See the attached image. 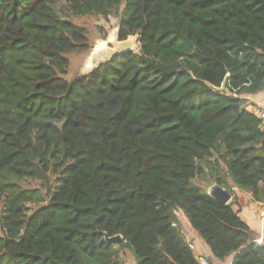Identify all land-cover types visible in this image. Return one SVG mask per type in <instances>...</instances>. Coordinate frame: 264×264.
<instances>
[{
    "label": "trees",
    "instance_id": "16d2710c",
    "mask_svg": "<svg viewBox=\"0 0 264 264\" xmlns=\"http://www.w3.org/2000/svg\"><path fill=\"white\" fill-rule=\"evenodd\" d=\"M112 15L139 49L68 78ZM262 90L264 0H0V264H201L180 214L264 264L234 190L264 204Z\"/></svg>",
    "mask_w": 264,
    "mask_h": 264
},
{
    "label": "crops",
    "instance_id": "0c3cea01",
    "mask_svg": "<svg viewBox=\"0 0 264 264\" xmlns=\"http://www.w3.org/2000/svg\"><path fill=\"white\" fill-rule=\"evenodd\" d=\"M87 73V72H86ZM249 101L247 109L249 111L257 113L258 110H264V90L257 93L246 96ZM236 194L239 197L240 202L243 204L241 207V216L246 220L251 228L256 232L257 238L263 240L264 244V204L260 202H254L251 194L247 191H242L238 188H234ZM232 200V198H231ZM230 200V201H231ZM251 204V205H249ZM253 208V209H252ZM251 220L253 222H251ZM189 234H186L187 238L193 242L194 248H196L197 255H205L208 257L210 264H231L232 258H228L226 261H220L214 257L209 246L196 234V232L188 225ZM186 233L185 228L183 227Z\"/></svg>",
    "mask_w": 264,
    "mask_h": 264
},
{
    "label": "rangeland",
    "instance_id": "374dc122",
    "mask_svg": "<svg viewBox=\"0 0 264 264\" xmlns=\"http://www.w3.org/2000/svg\"><path fill=\"white\" fill-rule=\"evenodd\" d=\"M75 21L89 29L90 39L95 48L98 44L106 43L116 35L119 29L120 18L118 15H112L110 20L106 22L103 18L97 16H79L75 18ZM101 26V27H100ZM105 37V38H104ZM92 48V49H93ZM139 49V43L137 49ZM92 52L89 53H76L71 55V68L69 70L68 78L88 72L91 67L89 59ZM251 205V204H249ZM253 209V208H252ZM182 226L186 230V234H189V223L187 219L180 214ZM251 222H253L251 220ZM189 230H188V228ZM2 234L0 229V235ZM118 245V244H117ZM126 264H137L134 255L128 249L122 250ZM198 254V253H197ZM205 256V255H204Z\"/></svg>",
    "mask_w": 264,
    "mask_h": 264
},
{
    "label": "water",
    "instance_id": "95a60500",
    "mask_svg": "<svg viewBox=\"0 0 264 264\" xmlns=\"http://www.w3.org/2000/svg\"><path fill=\"white\" fill-rule=\"evenodd\" d=\"M138 43V35H131L128 37V39L121 40L118 29L116 35L109 41L108 44H98L91 50L92 54L89 59L91 67L89 68L90 70L88 72L99 67L101 63L106 60H111L118 55H125L129 52L136 51ZM208 192L213 198H215L222 204L229 203L232 198L231 192L218 184L211 185L208 189ZM106 239L109 244L117 245L123 240V236L119 234L113 237H109L107 235Z\"/></svg>",
    "mask_w": 264,
    "mask_h": 264
},
{
    "label": "built area",
    "instance_id": "2783aa9c",
    "mask_svg": "<svg viewBox=\"0 0 264 264\" xmlns=\"http://www.w3.org/2000/svg\"><path fill=\"white\" fill-rule=\"evenodd\" d=\"M256 115L262 120L261 127L264 129V110H258ZM256 243L258 245H262L263 244V240L262 239H258L256 241ZM199 259H200L201 264H210L209 259H208L207 256L201 255L199 257Z\"/></svg>",
    "mask_w": 264,
    "mask_h": 264
}]
</instances>
